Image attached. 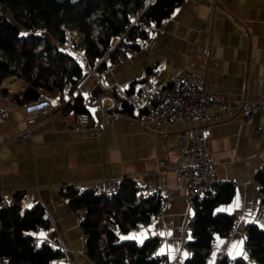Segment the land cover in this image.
<instances>
[{
    "label": "crops",
    "instance_id": "0c3cea01",
    "mask_svg": "<svg viewBox=\"0 0 264 264\" xmlns=\"http://www.w3.org/2000/svg\"><path fill=\"white\" fill-rule=\"evenodd\" d=\"M164 23V30L149 26L145 46L119 61L108 60L109 66L101 71L107 86L135 89L148 78L168 83L192 63L205 66L209 86L229 97H264V0H183ZM72 33L74 43L82 44L84 33ZM200 46L208 47L207 58ZM1 87L6 91L0 92V190L21 189L23 194L31 190L34 204L44 205L47 219L55 218V229L33 231L41 239L61 241L67 247L66 255L51 264H96L87 252L82 207L71 204L63 185L111 175L125 176L136 186L142 182L177 190L160 214L142 222L145 225L139 230L132 227L120 236L144 243L161 235L155 255L169 264H185L191 255L188 241L194 238L188 217L195 214V208L185 198L187 185L179 172L159 169L160 159L179 158L177 127L153 134L128 117L116 116L96 137L87 130L73 129L78 113L66 109L70 98L63 99L59 90L42 89L41 94L54 104L53 112L38 115L32 136L23 137L20 134L27 127L23 105L28 102H20L14 95L22 97L26 86L12 75ZM104 103L111 105V97ZM93 112L98 118L100 107L95 106ZM209 143L218 181L234 189L231 199L217 208L235 216L234 228L228 236L216 235L217 245L207 262L222 264L226 253L243 256L249 225L264 228L258 179L264 170V110L257 111L253 122L237 112L214 123ZM22 204L27 207L24 197Z\"/></svg>",
    "mask_w": 264,
    "mask_h": 264
},
{
    "label": "trees",
    "instance_id": "16d2710c",
    "mask_svg": "<svg viewBox=\"0 0 264 264\" xmlns=\"http://www.w3.org/2000/svg\"><path fill=\"white\" fill-rule=\"evenodd\" d=\"M182 2L0 0V86L7 77L15 75L26 86L22 97L14 95L20 102L37 99L42 89L59 90L63 99L70 98L66 109L78 114L86 111L89 100L78 91L86 75L79 52H84L101 72L107 68L104 57L116 62L137 50V40L148 35L143 24L164 22ZM74 31L85 35L82 44H75L76 50L64 45ZM258 179L264 193V170ZM217 189L214 197L196 203L194 238L188 241L191 255L185 264H207L213 239L216 235L228 236L234 228L235 216L217 210L221 202L231 199L234 189L227 184H218ZM65 194L75 208H87L82 224L88 255L96 264H163L164 258L155 255L157 239L139 243L120 236L136 224L148 222L159 211V195L138 199L137 186L127 180L114 197L93 192L79 194L72 187H66ZM23 197L20 193L14 206L0 211V263L51 264L62 253L49 243L36 247L33 235L38 224H47L46 209L41 203L24 207ZM246 236L257 258L255 264H264V228L253 223ZM5 257L9 261L4 263ZM237 261L245 264L242 257ZM222 264H228L227 258Z\"/></svg>",
    "mask_w": 264,
    "mask_h": 264
},
{
    "label": "built area",
    "instance_id": "2783aa9c",
    "mask_svg": "<svg viewBox=\"0 0 264 264\" xmlns=\"http://www.w3.org/2000/svg\"><path fill=\"white\" fill-rule=\"evenodd\" d=\"M160 30L165 29V23L154 24ZM144 27L149 26L143 24ZM75 42V41H74ZM71 42V36L65 46L74 49L75 43ZM148 38L140 40V45L145 46ZM204 58L209 56L208 47H199ZM80 63L86 69V75L81 80L78 91L88 98V108L80 112L73 126L74 130H87L91 135L99 137L105 127L116 116H124L132 119L134 123L143 129L156 134L170 127H177V144L179 158L174 161L159 160V169H172L179 172L181 179L187 185L185 198L192 207H196L198 201L207 197H214L217 193V167L211 154L209 139L213 124L232 117L240 112L247 122L255 120L257 111L264 110V97L251 99L248 97L232 98L222 90L213 89L209 86L207 70L205 66L187 64L178 71L168 83L160 84L152 78L146 79L144 84L132 90H125L120 86H107L103 75L92 65L90 59L84 52H79ZM107 60L109 57H104ZM102 60V61H103ZM4 88L0 86V92ZM106 97H111L112 104L104 103ZM100 107V115L94 118L93 108ZM26 113L27 127L21 132V136H32L33 130L38 124V115L53 112L54 104L47 95L40 94L33 101L23 105ZM1 132V126H0ZM126 177L111 175L99 179H88L85 181H68L63 186L76 189L79 194L93 192L107 197L116 196L122 187ZM21 189L0 190V211L14 206L19 201ZM175 188H166L162 185L142 183L137 184L138 199L159 195L161 197L160 214L177 196ZM264 199V193L261 192ZM24 202L27 206L34 204L31 190L24 194ZM81 211L87 213V208ZM195 214L188 217V229L194 233ZM1 224V217H0ZM145 223L136 224L133 229L139 230ZM57 227L55 218L49 216L46 225L38 224L34 231L42 229L53 230ZM160 242L161 235L154 237ZM35 246L41 247L43 243H49L58 249L62 255H66L67 247L61 241L41 239L34 235ZM159 244V243H158ZM217 245L216 238L212 241L211 252ZM228 264H238L237 258L225 254ZM245 264H255L257 258L251 247L246 243L245 252L242 256ZM9 258H4V263ZM1 264V263H0ZM169 264V262H164Z\"/></svg>",
    "mask_w": 264,
    "mask_h": 264
},
{
    "label": "rangeland",
    "instance_id": "374dc122",
    "mask_svg": "<svg viewBox=\"0 0 264 264\" xmlns=\"http://www.w3.org/2000/svg\"><path fill=\"white\" fill-rule=\"evenodd\" d=\"M73 35V33L71 34V42H74L75 41V36H72Z\"/></svg>",
    "mask_w": 264,
    "mask_h": 264
},
{
    "label": "bare ground",
    "instance_id": "6f19581e",
    "mask_svg": "<svg viewBox=\"0 0 264 264\" xmlns=\"http://www.w3.org/2000/svg\"><path fill=\"white\" fill-rule=\"evenodd\" d=\"M12 84H13V83H12ZM12 84H11V85H12ZM15 85H16V84H15ZM15 85H12V86L15 87Z\"/></svg>",
    "mask_w": 264,
    "mask_h": 264
},
{
    "label": "snow or ice",
    "instance_id": "6c2138e0",
    "mask_svg": "<svg viewBox=\"0 0 264 264\" xmlns=\"http://www.w3.org/2000/svg\"><path fill=\"white\" fill-rule=\"evenodd\" d=\"M41 235H43V233Z\"/></svg>",
    "mask_w": 264,
    "mask_h": 264
}]
</instances>
